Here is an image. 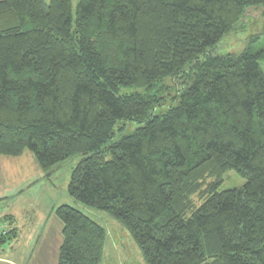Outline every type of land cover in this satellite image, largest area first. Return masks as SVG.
<instances>
[{
	"label": "trees",
	"instance_id": "obj_1",
	"mask_svg": "<svg viewBox=\"0 0 264 264\" xmlns=\"http://www.w3.org/2000/svg\"><path fill=\"white\" fill-rule=\"evenodd\" d=\"M252 9L264 0L0 1V157L30 152L49 175L81 157L69 197L146 264H264V39L215 53ZM232 171L245 185L220 191ZM56 217L57 264H101L103 227ZM19 236L2 217L0 258Z\"/></svg>",
	"mask_w": 264,
	"mask_h": 264
},
{
	"label": "rangeland",
	"instance_id": "obj_2",
	"mask_svg": "<svg viewBox=\"0 0 264 264\" xmlns=\"http://www.w3.org/2000/svg\"><path fill=\"white\" fill-rule=\"evenodd\" d=\"M50 2L45 0L47 5ZM257 36L264 39L263 9L250 10L240 27L223 38L215 53L239 54ZM167 84L174 90L179 86L178 82ZM80 161L81 157L67 161L49 175L37 165L30 152L19 158L0 157V219L9 214L14 216L20 230L19 239L6 249L0 264H57L62 224L56 210L62 205L76 208L105 230L106 246L101 264H146L131 234L118 221L69 197L72 173ZM245 182L237 172H228L220 191L242 188Z\"/></svg>",
	"mask_w": 264,
	"mask_h": 264
}]
</instances>
